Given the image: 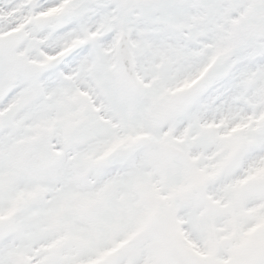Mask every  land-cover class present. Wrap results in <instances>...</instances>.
Instances as JSON below:
<instances>
[{
    "label": "snow or ice",
    "instance_id": "obj_1",
    "mask_svg": "<svg viewBox=\"0 0 264 264\" xmlns=\"http://www.w3.org/2000/svg\"><path fill=\"white\" fill-rule=\"evenodd\" d=\"M0 264H264V0H0Z\"/></svg>",
    "mask_w": 264,
    "mask_h": 264
}]
</instances>
